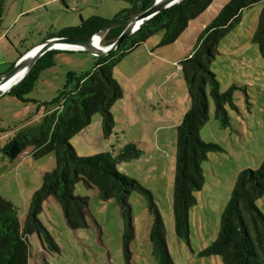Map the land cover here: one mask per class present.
<instances>
[{
    "label": "rangeland",
    "instance_id": "rangeland-1",
    "mask_svg": "<svg viewBox=\"0 0 264 264\" xmlns=\"http://www.w3.org/2000/svg\"><path fill=\"white\" fill-rule=\"evenodd\" d=\"M229 1L213 0L173 44L160 47L159 33L125 57L113 71L123 95L111 109V131L103 128L100 116L95 114L90 125L69 142L78 157L111 152L129 141L149 145L140 147L150 152L119 164L117 170L151 192L174 264H224L220 256L201 253L218 237L238 174L257 170L264 162V59L253 43L264 10V2H259L242 10L239 21L220 40L209 66L221 93L236 88L233 107H225L228 124L222 126L206 90L208 120L199 136L221 151L209 153L201 163L204 182L201 190L193 193L196 204L188 210V235L186 239L177 237L173 216L174 144L177 125L190 109V95L179 64L194 51L204 29ZM129 7L127 0H5L0 22V75L16 63L20 54L45 41L49 33L77 26L80 18L112 20ZM93 62L94 56L86 52L60 51L55 66L42 73L35 89L26 96L30 102L22 104L0 95V197L15 207L21 227L33 194L42 186L43 175L56 167L55 155L34 159L28 148L10 161L2 149L21 129L41 121L45 109L35 101L50 103L67 72H90ZM74 195L88 201L86 225L71 229L58 203L49 198L39 220L53 245L41 242L35 234L28 236V264H158L150 241L155 216L144 197L136 192L129 196L133 236L125 249L126 219L115 201L100 199L97 190L83 181L75 185ZM255 205L264 215V194Z\"/></svg>",
    "mask_w": 264,
    "mask_h": 264
},
{
    "label": "trees",
    "instance_id": "trees-1",
    "mask_svg": "<svg viewBox=\"0 0 264 264\" xmlns=\"http://www.w3.org/2000/svg\"><path fill=\"white\" fill-rule=\"evenodd\" d=\"M155 0H127L130 7L120 11L112 20L100 17L80 18L77 26L49 33L47 39H88L101 32V45L112 44L122 33L127 23L150 8ZM213 0H184L161 11L123 40L120 46L105 57H94L93 68L87 73L67 72L64 84L50 103H35L45 113L33 127L21 129L4 145L3 154L16 160L30 148L34 159L54 154L56 167L42 177V186L31 199L23 226L18 221L15 207L0 197V264H28L29 244L27 237L37 235L40 241L53 245V241L39 220L43 204L53 198L60 206L68 226L79 229L86 225V198L74 195L75 185L83 181L95 188L102 200L113 199L126 219L124 230L125 249L133 236L129 196L136 192L145 198L148 209L154 214L150 241L158 264H174L165 241L162 219L157 212L153 196L137 180L119 173L117 166L137 160L143 149L137 142H128L111 152L92 157H78L70 139L86 129L95 114L101 119L103 128L111 131L114 124L111 109L122 98L123 91L113 78L114 68L137 47L151 37L162 33L159 46L173 44L185 31L189 22L199 17ZM264 0H230L204 29L190 57L180 62L184 81L190 95V109L184 114L176 128L175 177H174V227L178 238L188 235V210L196 204L193 193L201 190L204 178L201 163L209 153H219L220 147L205 143L199 136L200 128L208 120L206 90L214 102L215 117L222 126L228 124L225 110L233 107L235 87L226 92L219 91V83L209 66L217 55L220 40L239 21L243 9ZM5 0H0V22ZM253 43L264 59V10ZM60 51H49L42 55L26 76L9 93L16 101L30 102L31 93L42 73L55 66ZM21 56V55H20ZM19 56V57H20ZM13 66V65H12ZM10 66V69L12 68ZM51 106L50 109L47 107ZM264 194V162L257 170H243L237 178L221 218V226L215 242L201 253L205 256H220L224 264H264V215L255 201Z\"/></svg>",
    "mask_w": 264,
    "mask_h": 264
},
{
    "label": "water",
    "instance_id": "water-1",
    "mask_svg": "<svg viewBox=\"0 0 264 264\" xmlns=\"http://www.w3.org/2000/svg\"><path fill=\"white\" fill-rule=\"evenodd\" d=\"M183 1L184 0H155L150 8L133 18L125 20L127 25L122 33L112 44L107 46L101 45V32L94 34L88 39L52 38L45 40L41 44L22 54L9 72L0 75V93L4 95L9 93L11 89L23 80L28 71L42 55L49 51H57L60 48L58 46L68 45L75 48L76 51L86 52L94 57H105L115 51L120 46L121 42L136 32L144 22L148 21L161 11ZM95 37L98 38V44H95L94 42ZM15 79L17 80L6 90L1 89L3 85Z\"/></svg>",
    "mask_w": 264,
    "mask_h": 264
},
{
    "label": "crops",
    "instance_id": "crops-1",
    "mask_svg": "<svg viewBox=\"0 0 264 264\" xmlns=\"http://www.w3.org/2000/svg\"><path fill=\"white\" fill-rule=\"evenodd\" d=\"M46 40H48L47 38H46ZM44 42V41H43ZM96 43V42H95ZM35 47V46H34ZM33 48V47H32ZM29 50V49H28ZM28 50H26L25 52H27ZM24 52V53H25ZM73 52V51H72ZM24 53H22V54H24ZM22 54H20V55H22ZM19 55V56H20ZM191 55V54H190ZM190 55L188 56V57H190ZM19 56H18V58H19ZM18 58L16 59V61L18 60ZM162 62V61H161ZM12 65H14V63L13 64H11L10 66H12ZM13 67V66H12ZM11 69L9 68L5 73H7V72H9ZM5 73H3V74H5ZM0 95H2L1 93H0ZM161 95V94H160ZM161 98H163L162 97V95H161ZM162 101V100H161ZM178 126V125H177ZM129 142H135V141H129ZM137 143H139L140 144V146H141V144H144V146L145 147H148L149 145L147 144V143H144V142H137ZM175 145V144H174ZM147 150H149V149H143V154L142 155H144V154H146L147 152H150V151H147Z\"/></svg>",
    "mask_w": 264,
    "mask_h": 264
},
{
    "label": "bare ground",
    "instance_id": "bare-ground-1",
    "mask_svg": "<svg viewBox=\"0 0 264 264\" xmlns=\"http://www.w3.org/2000/svg\"><path fill=\"white\" fill-rule=\"evenodd\" d=\"M94 42H96L95 44H98V38L95 37ZM58 47H63V46H58ZM17 79L10 81L9 83H6L5 85H3V87L1 88L2 90H6L11 84H13Z\"/></svg>",
    "mask_w": 264,
    "mask_h": 264
},
{
    "label": "built area",
    "instance_id": "built-area-1",
    "mask_svg": "<svg viewBox=\"0 0 264 264\" xmlns=\"http://www.w3.org/2000/svg\"><path fill=\"white\" fill-rule=\"evenodd\" d=\"M58 50L59 51H76L75 48L68 46V45H64L63 47L59 48ZM180 69H181V67H180Z\"/></svg>",
    "mask_w": 264,
    "mask_h": 264
}]
</instances>
